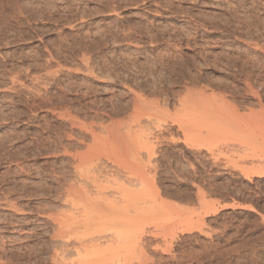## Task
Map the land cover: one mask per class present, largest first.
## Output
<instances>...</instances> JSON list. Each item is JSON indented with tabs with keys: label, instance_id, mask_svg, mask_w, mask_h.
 <instances>
[{
	"label": "rangeland",
	"instance_id": "rangeland-1",
	"mask_svg": "<svg viewBox=\"0 0 264 264\" xmlns=\"http://www.w3.org/2000/svg\"><path fill=\"white\" fill-rule=\"evenodd\" d=\"M100 259L264 264V0H0V264Z\"/></svg>",
	"mask_w": 264,
	"mask_h": 264
},
{
	"label": "bare ground",
	"instance_id": "bare-ground-1",
	"mask_svg": "<svg viewBox=\"0 0 264 264\" xmlns=\"http://www.w3.org/2000/svg\"><path fill=\"white\" fill-rule=\"evenodd\" d=\"M4 1H5V0H4ZM19 1H20V0H19ZM10 2H11V1H10ZM43 2H44V1H43ZM7 3H8V2H7ZM21 3H22V2H21ZM45 3H46V2H45ZM1 4H2V3H1ZM18 4H19V3H18ZM9 5H10V3H9ZM13 5H14V4H13ZM19 5H20V4H19ZM5 6H6V5H5ZM16 6H18V5H16ZM44 6H45V5H44ZM8 7H10V6H8ZM29 7H31V6H29ZM56 7H57V6H56ZM1 8H2V7H1ZM12 8H13V7H12ZM38 9H39V8H38ZM8 11H9V9H8ZM14 12H15V11H14ZM7 13H8V12H7ZM10 13H11V12H10ZM17 14H18V13H17ZM15 16H16V15H15ZM11 17H12V16H11ZM16 17H17V16H16ZM14 18H15V17H14ZM23 19H24V18H23ZM24 20H25V19H24ZM11 21H12V20H11ZM15 22H16V21H15ZM13 23H14V22H13ZM25 23H26V22H25ZM7 24H8V23H7ZM10 24H11V23H10ZM20 24H21V23H20ZM1 31H2V30H1ZM4 31H5V30H4ZM6 32H7V31H6ZM6 32H4V34H5ZM22 32H23V31H22ZM26 33H27V32H26ZM12 35H13V34H12ZM9 36H11V35H9ZM14 36H15V35H14ZM5 37H6V36H5ZM20 37H21V35H20ZM9 38H11V37H9ZM12 38H13V37H12ZM7 39H8V38H7ZM17 40H19V39H17ZM11 41H13V40H11ZM15 41H16V40H15ZM1 42H2V40H1ZM65 46H66V45H65ZM136 105L139 106L138 104H136ZM133 106L136 107L135 105H133ZM133 106H132V107H133ZM134 107H133V108H134ZM139 108H140V107H139ZM139 108H137V111H140V110H141V109L138 110ZM232 109H233V108H232ZM132 110H133V109H132ZM184 111H185V110H184ZM184 111L182 112V113H183L182 115H184V117H185V114H186V115L189 114V118L191 119V117H190V113H189V112H186V111L184 112ZM187 111H188V109H187ZM134 112H136L135 109H134ZM184 113H185V114H184ZM194 113L196 114V112H194ZM195 114H193V118L195 117V116H194ZM186 117H187V116H186ZM175 121H176V120H175ZM72 123H73V122H72ZM72 123H70V124L72 125ZM177 123H178V122H177ZM73 125H74V124H73ZM78 125H79V123H78ZM78 125H77V126H78ZM80 125H81V124H80ZM80 125H79V126H80ZM79 126H78V127H79ZM83 128H84V127H83ZM147 129H148V128H147ZM79 130H80V129H79ZM140 131H141V130H140ZM140 131H139V132H140ZM146 131H147L146 129L143 130V133H141V134H142V135L144 134V136H145ZM144 132H145V133H144ZM157 132H158V131H157ZM152 133H153V132H152ZM139 134H140V133H139ZM147 134H150V133H147ZM150 135H151V134H150ZM140 136H141V135H140ZM152 136H153V135H152ZM147 137H148V136H147ZM147 137L145 136L144 139L147 140ZM137 138H138V137H137ZM140 139H141V138H139V140H138V141H139V144L141 143V142H140ZM153 139L155 140L156 138H153ZM147 141H148V140H147ZM147 141H146V142H147ZM158 141H159V140H158ZM106 142L108 143V140H107ZM146 142H145V143H146ZM104 143H105V141L103 142L102 145L105 146ZM145 143H144L145 146L143 145L144 147H143V146H141V147L144 148V150H146L147 153H149V156L153 155L155 152H154V149H153V145L151 146V144H150L151 141L149 142L150 145H148V146H147ZM147 143H148V142H147ZM126 144H127V143H126ZM131 144H132V143H131ZM136 144H137V143H136ZM136 144L134 143V148H135V145H136ZM97 145H98V144H97ZM127 145H129V144H127ZM132 145H133V144H132ZM125 146H126V145H124L123 147H125ZM154 146H155V145H154ZM99 147H100V146H99ZM105 147H106V146H105ZM132 147H133V146H131V149H132ZM141 147H139V148L141 149ZM96 148H97V146H96ZM96 148H95V149H96ZM106 148H107V147H106ZM106 148H105V149H106ZM121 148H122V147H121ZM100 149H101V148H100ZM105 149H104V150H105ZM123 149H126V148H123ZM135 149H136V148H135ZM135 149H133V150H135ZM140 149H139V150H140ZM97 150H99V149H97ZM102 150H103V148H102ZM126 150H127V149H126ZM141 150H142V149H141ZM135 151H136V150H135ZM136 152H137V151H136ZM139 152H140V151H139ZM139 152H138V153H135V154H138V155H139V154H140ZM144 152H145V151H144ZM158 152H159V151H158ZM85 155H86V154H85ZM135 156H136V155H135ZM147 156H148V154H147ZM153 156H154V155H153ZM153 156H151V157H153ZM87 157H88V155H87ZM136 157H138V156H136ZM139 158H140V157H139ZM82 159H84V156H83ZM90 159H91V158H90ZM136 159H137V158H136ZM151 160H152V159H151ZM95 162H97V161L95 160ZM141 162H143V161H140V162H139V165H137V166L141 167V165L144 164V162H143V163L140 165ZM85 163H86V162H85ZM153 163H154V162H153ZM89 164H90V162H89ZM92 164H93V163H92ZM148 164H149V162H148ZM67 165H68V164H67ZM145 165H146V164H145ZM160 165H161V164H160ZM71 166H72V165H71ZM89 166H90V165H89ZM94 166H95V165H94ZM134 166H135V165H134ZM79 167H81V166H79ZM79 167H78L79 170L82 169V168H79ZM120 167H121V166H120ZM127 167H128V166H127ZM139 167H138V168H139ZM125 168H126V167H125ZM143 168H144V167H143ZM112 169H113V168H112ZM134 169H135V168H134ZM149 169H150V168H149ZM151 169H152V168H151ZM79 170H78V171H79ZM100 170H101V169H100ZM135 170H136L135 172H138L137 170H139V169H135ZM140 170H142V167H141ZM140 170H139V171H140ZM143 170H144V169H143ZM85 171H86V170H85ZM91 171H92V169H91ZM131 171H132V170H131ZM147 171H148V167H147ZM64 172H65V171H64ZM96 172H97V171H96ZM102 172H103V171H102ZM132 172H133V171H132ZM135 172H134V173H135ZM142 172H144V171H142ZM154 172H155V171H154ZM62 173H63V172H62ZM62 173H61V174H62ZM106 173H107V172H106ZM138 173H139V172H138ZM75 174H76V173H75ZM78 174H79V173H78ZM132 174H133V173H132ZM153 174H154V173H153ZM83 175L85 176V173H84ZM93 175H95V174L93 173ZM93 175H92V176H93ZM119 175H120V174H119ZM86 176L88 177V174H87ZM90 176H91V174H90ZM92 176H91V178H92ZM77 177H78V176H77ZM122 177H123V176H122ZM131 177H132V176H131ZM140 177H141V176H140ZM84 178H85V177H84ZM107 178H108V177H107ZM124 178H125V177H124ZM59 179H60V178H59ZM67 179H68V178H67ZM110 180H111V179H110ZM125 180H126V179H125ZM59 181H60V180H59ZM89 181H90V179H89ZM106 181H107V180H106ZM116 181H117V180L115 179V182H116ZM147 181H148V179H147ZM52 182H53V181H52ZM112 182H113V181H112ZM61 183H62V182H61ZM79 183H80V182H79ZM79 183H78V186H77V187H76V186L74 187V186H72V184H71V186L68 188L67 191H68V192H69V191H70V192H73V191H74V192H73L74 194H75V193H79V194H82V195L88 197L89 199H91V197H89L90 194H89V191H88V189H87L88 186H85V185H83V184H79ZM89 183H90V182H89ZM93 183L96 185L95 182H93ZM148 183H149V182H148ZM98 184H99V183H98ZM107 184H108V181H107ZM151 184H152V183H151ZM88 185H89V184H88ZM105 185H106V183H105ZM105 185H104V186H105ZM152 185H153V184H152ZM59 186H60V185H59ZM67 186H68V185H67ZM67 186H66V187H67ZM98 186H99V187H98V190H99V188L101 189V188L103 187V186H101V184L98 185ZM100 186H101V187H100ZM106 186H107V185H106ZM110 186H111V185H110ZM49 187H50V186H49ZM55 188H56V187H55ZM96 189H97V188H96ZM102 189H103V188H102ZM102 189H101V190H102ZM65 190H66V189H65ZM98 190H97V191H98ZM106 190H107V189H106ZM70 192H69V194H70ZM100 192H101V191L96 192V194H97L96 196L93 195V196L96 197V199H94L95 202H93V203L96 204V202L99 201V200H97V199H99V198L105 196V195H104L105 193H104V194H103L104 196H101V197H100V195H102V193H100ZM71 194H72V193H71ZM107 195H108V194H107ZM70 196H71V195H70ZM66 197H67V196H66ZM71 197H72V196H71ZM127 197H128V196H127ZM72 198H73V197H72ZM72 198H71V199H72ZM75 198L77 199V198H79V197H75ZM105 198H106V197H105ZM109 198H110V197H109ZM109 198H107V201H108L109 203L113 204L114 201L112 202L111 199L108 200ZM64 199H65V198H64ZM114 199H115V197H114ZM114 199H112V200H114ZM127 199H129V198H126V204H129V203H130V200H129V203H127ZM80 200H81V199H80ZM100 200H101V199H100ZM66 201H67V199H66ZM74 201H75V200H74ZM92 201H93V199H92ZM101 201H102V200H101ZM131 201H132V200H131ZM99 202H100V201H99ZM103 202H104V201H103ZM103 202H102V203H103ZM123 202H124V201H123ZM65 203H66V202H65ZM132 203H133V202H132ZM98 204H99V203H98ZM111 204H110V205H111ZM122 204H123V203H122ZM66 205H67V203H66ZM96 205H97V204H96ZM114 205L117 206V203L114 204ZM123 205H125V204H123ZM123 205H122V207H125V206H123ZM14 206H15V205H14ZM14 206H13V207H14ZM97 206H99V205H97ZM115 206H114V208H115ZM120 206H121V205H120ZM130 206H131V204H130ZM72 207H73V206H72ZM110 207H113V206H110ZM117 207H118V206H117ZM122 207H121V209H120V207L117 208V209H120V210H121V213H120V210L118 211V210L115 209L116 212L118 211L120 214H122V210H124V208L122 209ZM74 208H76V206H75ZM125 208H126V207H125ZM111 209H112V210H110V208H109L108 211H113V212H115L113 208H111ZM75 210H76V209H75ZM75 210H73V211H75ZM108 211H107V212H108ZM75 212H76V211H75ZM78 212H79V211H78ZM116 212H115V214H116ZM64 213H65V212H64ZM64 213H63V214H64ZM71 213H72V212H71ZM80 213H82V212H80ZM94 213H96V211H95ZM97 213H99V212H97ZM123 213H124V212H123ZM66 214H67V212L65 213V215H66ZM72 214H73V213H72ZM83 214H84V212H83ZM103 214H104V213H103ZM105 214H106V213H105ZM115 214H113V215L109 214V215H111V216L114 218ZM124 214H126V213H124ZM124 214H123V215H124ZM78 215H79V214H78ZM106 215H107V214H106ZM116 215H117V214H116ZM118 215H119V214H118ZM123 215H122V216H123ZM127 215H129L128 212H127L126 216H127ZM76 216H77V215H76ZM122 216H121V217H122ZM129 216H131V215H129ZM64 217H65V216H64ZM67 217H68V219H69V215H68V214H67ZM80 217H81V216H80ZM133 217H134V216H132V218H133ZM60 218H62V217H60ZM60 218H57V219H59L57 223L61 222V221H60V220H61ZM78 218H79V217H78ZM99 218H100L101 220H103L101 217H99ZM103 218H104V220H107V219H105V217H103ZM115 218H116V217H115ZM124 218H125V215L123 216V218H120V219H124ZM134 218H137V217H134ZM134 218H133V219H134ZM22 219H23V218H22ZM52 219H54V218H52ZM57 219L55 218L54 220L56 221ZM64 219H66V217H65ZM70 219H71V218H70ZM84 219H85V218H84ZM74 220H75V219H74ZM74 220H73L72 222H75ZM104 220H103V221H104ZM124 220H127V218L124 219ZM65 221H66V220H65ZM67 221H68V220H67ZM67 221H66V222H67ZM109 221H112V220H109ZM63 222H64V221H63ZM70 222H71V221H70ZM72 222H71V224H72ZM76 222H78V220H77ZM76 222H75V223H76ZM95 223L98 224L99 226L102 225V222H99V223H98V222H95ZM95 223H94V224H95ZM103 223H104V222H103ZM21 224H22V223H21ZM64 224L66 225L65 222H64ZM64 224H62V225H64ZM79 224H80V223H79ZM79 224H78V226H79ZM67 225H69V223H68ZM74 225H75V224H74ZM80 225H81V224H80ZM98 225H97V227H98V230H99V231L97 230V232H100V229H101V228H99ZM75 226H76V225H75ZM59 227H60V226H59ZM59 227H58V228H59ZM63 227H64V226H63ZM92 227H93V226H92ZM31 228H32V227H31ZM70 228H71V227H70ZM70 228H69V229H70ZM76 228H77V227H76ZM76 228H75V229H76ZM93 228H95V227H93ZM37 229H38V228H37ZM61 229H63V231H62V230H61V231H62V233H64V228H61ZM66 229H68V228H66ZM72 229H73V228H72ZM72 229H71V231H72ZM55 230H56V229H55ZM31 231H32V230H31ZM61 231H60V233H61ZM69 231H70V230H69ZM69 231H67V232H69ZM29 232H30V231H29ZM56 232H57V231H56ZM30 233H31V232H30ZM54 233H55V232H54ZM54 233H52V234H54ZM62 233H61V235H62ZM65 233H66V232H65ZM67 234H68V233H67ZM59 235H60V234H59ZM61 235H60V236H61ZM68 235H69V234H68ZM116 235H118V234H115L114 236H116ZM53 236H54V235H53ZM60 236H59V237H60ZM63 236H64V235H63ZM63 236H62V237H63ZM69 236H70V235H69ZM71 236H72V235H71ZM124 236H125V235H124ZM51 237H52V236H51ZM55 237H56V235H55ZM112 237H113V236H112ZM117 237H119V235H118ZM120 237H121V236H120ZM127 237H128V236L126 235V238H127ZM134 237H135V236H134ZM134 237H133V238H134ZM31 238H32V237H31ZM114 238H116V237H114ZM29 239H30V238H29ZM64 239H65V238H64ZM67 239H68V238H67ZM76 239H77V238H76ZM108 239H110V238L108 237ZM116 239H117V238H116ZM119 239H120V238H119ZM127 239H129V237H128ZM52 240H53V239H52ZM65 240H66V239H65ZM68 240H69V239H68ZM68 240H67L66 242H68ZM110 241H111V240H110ZM117 241H118V240H117ZM117 241H115V242H117ZM61 242H62V241H61ZM107 242H108L107 244H109V241H108V240H107ZM52 243H53V242H52ZM64 243H65V242H64ZM91 243H92V242H91ZM93 243H94V242H93ZM96 243H97V242H96ZM96 243H95V244H96ZM110 243H111V242H110ZM113 243H114V240H113ZM134 243H135V241H134ZM65 244H66V243H65ZM65 244H64V245H65ZM77 244H78V242H77ZM98 244H99V243H98ZM42 245H43V244H42ZM68 245H69V244H68ZM73 245H74V244H73ZM78 245H79V244H78ZM61 246H62V245H61ZM79 246H80V245H79ZM90 246H91V245H90ZM106 246L108 247V245H106ZM112 246L114 247L113 244H112V245L109 244V247H110V248H112ZM47 247L49 248V246H47ZM51 247H52V246H51ZM58 247H59V246H58ZM66 247H67V246H66ZM74 247H75V245H74ZM74 247H73V248H74ZM95 247H97V246L95 245ZM49 249H50V248H49ZM61 249H62V248H61ZM75 249H76V247H75ZM75 249H74V250H75ZM108 249H109V248H107L106 250L108 251ZM68 250H69V249H68ZM64 251H65V250H64ZM57 252H58V251H57ZM76 252H77V250H76ZM108 252H109V251H108ZM112 252H113V251H112ZM108 254H109V253H108ZM51 255H52V254H51ZM51 255H50V256H51ZM110 255H111V254H109V256H110ZM112 255H114V254L112 253ZM112 255H111L112 259H111V257H109V259H106V260H108V262L111 261V260H113V258L115 257V255H114V256H112ZM54 256H55V255H54ZM62 256H63V255H62ZM62 256H61V258H63ZM51 257H52V256H51ZM56 257H57V256H56ZM59 257H60V256H59ZM65 257H66V256H64V258H65ZM116 258H117V257H116ZM46 259H47V258H46ZM51 259H53V257H52ZM53 260H54V259H53ZM55 260H56V259H55ZM62 260L64 261V259H62ZM104 260H105V259H104ZM106 260H105V261H106ZM58 261H59V260H58ZM65 261H66V259H65ZM65 261H64V262H65ZM100 261H101L102 264H104V263H103V260L100 259ZM105 261H104V262H105ZM116 261H118V259H116ZM60 262H61V261H60ZM56 263H57V262H56ZM67 263H68V262H67ZM113 263H114V262H113ZM105 264H106V263H105Z\"/></svg>",
	"mask_w": 264,
	"mask_h": 264
}]
</instances>
